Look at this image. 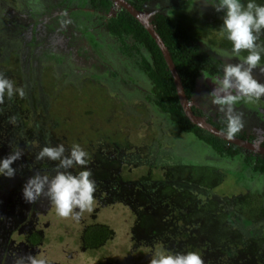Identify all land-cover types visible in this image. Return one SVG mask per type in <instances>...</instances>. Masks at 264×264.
Listing matches in <instances>:
<instances>
[{
    "label": "flooded vegetation",
    "instance_id": "1",
    "mask_svg": "<svg viewBox=\"0 0 264 264\" xmlns=\"http://www.w3.org/2000/svg\"><path fill=\"white\" fill-rule=\"evenodd\" d=\"M126 1L147 17L169 53L168 45L156 28L155 18L157 14L173 10L184 22L183 34L189 36L191 45H196V48L192 45L195 49L192 56L198 63L189 90L184 87L171 53L170 56L186 102L193 114L202 116L208 125L225 133L226 120L207 96L214 88L215 77L220 75L222 66L226 62H236L214 51L231 49V43L220 31L223 13L215 11L205 0H142L138 5ZM126 15L138 21L156 44L145 26L115 0H0V67H4L0 73L22 86L26 93L22 99L5 100L4 105L13 108L17 102L15 105L20 107V112L35 109L38 117L31 122L35 129L37 120L48 111L47 99L51 94L53 96L54 88L63 94L65 91H83L85 86L105 87L124 101L125 109L131 103L144 105L145 112L141 117L144 116L145 130H130L132 120L128 116L117 128L120 134L113 139L115 150L111 157L118 156L120 161H111L115 164L112 168L118 174L129 172L128 178L119 177L121 184L115 188L116 181L109 186L99 175L93 177L97 183L94 211L116 203L126 207L133 216L129 225L131 245L129 242L123 260L138 259L136 264H141V260L160 248L170 251L171 246L170 252H175L180 248L176 238L183 230L191 227L195 232L197 221L214 216L212 209L218 211L221 205L229 204L224 203L225 198L231 200V196L238 193L261 194L260 203L254 204L253 209L245 208L250 211L247 213L250 216L240 219L237 231L246 238L244 246L248 244L250 253L264 255V100L259 103L241 100L235 105V109L243 114L244 126L228 140L189 120L174 85L180 109L188 120L186 123L171 112L172 104L166 96L161 98L164 102L159 99L155 77L147 66V63L152 66L151 52L148 45L137 41L133 31L127 28ZM64 20H71V23L64 25ZM260 41L264 42V34ZM253 75L264 83V73L254 70ZM34 93L39 98L33 101ZM25 98L27 103L21 106ZM209 107L214 109L212 113L205 110ZM139 115L135 113L133 119ZM19 120L17 126L22 128L20 116ZM30 131L31 136L39 139L33 128ZM92 164L103 170L102 161L98 165ZM145 165L150 172L138 175L139 171H134L137 166ZM122 168L127 171L123 172ZM227 174L235 180L237 187L230 193L218 194L215 186ZM231 204L227 209L234 211V204ZM93 221L89 217L87 224ZM254 237H262V244L256 246ZM228 253L234 254V250Z\"/></svg>",
    "mask_w": 264,
    "mask_h": 264
},
{
    "label": "rangeland",
    "instance_id": "2",
    "mask_svg": "<svg viewBox=\"0 0 264 264\" xmlns=\"http://www.w3.org/2000/svg\"><path fill=\"white\" fill-rule=\"evenodd\" d=\"M207 24H209V21ZM0 71H4L3 66L0 67ZM48 85L52 84L48 82ZM52 93L53 96L51 94V97L47 99L50 104L47 113L37 120L39 123L36 129L33 126V131L38 133L39 139L34 135L27 138L28 142L24 141L26 140L25 133L19 130L17 122L15 125L10 124L8 117L16 116L17 121L19 116H28L23 126L24 129L28 130L31 122L38 117L37 111L29 108L28 111L20 112V107L15 105L17 102H14L15 107L13 108L10 105H0V143L2 145V147L0 146V158L8 155L17 147L24 152L21 159L13 164V167L17 169L16 175L13 178L0 176V264H3V261L12 264V257L16 253L45 256L49 264H131L132 262L129 259L123 260V256L128 253L126 247L129 242L131 245L129 225L133 219L126 207L121 204L118 206L116 203L108 205L109 207L106 208L103 207L99 211H94L93 207L92 212L83 213L80 219L75 221L71 217L61 218L56 215L54 206L47 199H41L34 204L26 203L22 198V187L35 171L50 170V164L36 166L39 162H35L34 167L36 168L32 170L33 154L38 152L42 146L46 144L54 146L62 143L66 148H69L73 143H79L89 152L97 146L96 143L108 144L114 142L111 139L116 137L118 133L120 134L117 128L123 123V118L128 116L132 120L130 130L139 129L143 132L145 130L142 119L144 116H141L145 112L144 105L139 104L140 102L138 104L131 103L130 107L126 106L125 109L123 106L125 105L124 101L117 99L105 87L85 86L83 91L70 93L65 91L63 94L54 88ZM35 98L38 99L39 97L34 93L33 101ZM22 102L21 105L27 103V98H25V102L24 100ZM205 110L212 113L214 109L209 107ZM127 111L129 112L126 113ZM135 113L141 115L133 119ZM209 116L214 118L213 115ZM41 121H45V123ZM110 132L116 135L111 136ZM27 135H29V132H27ZM39 142H42L40 148L38 146ZM27 149L28 151L29 149L33 150L28 153L26 152ZM89 154L91 157L92 154L90 152ZM102 159L99 157L100 161ZM114 165L106 161L103 167L105 171H102V173L98 171L101 169L91 162L88 167L91 169L93 177H95L101 174L104 175L108 168L111 169ZM126 168H122L123 172L127 171ZM147 169V165L137 166L134 171H139V175L151 171V169L149 171ZM73 171L78 172V169ZM152 174L154 173L152 172ZM126 175L128 176L129 172ZM9 187L16 190L10 191ZM236 187L235 180L230 174H227L215 186L214 190L218 194H224L230 193L231 189ZM89 217L91 220L107 223L115 232L109 236V239L103 245L92 249L80 246V235L84 226L89 222ZM241 217L247 219V216ZM232 219L240 224L238 217H232ZM29 227L35 228L40 233V241L38 240L37 244L31 243L25 237V232ZM227 243L226 253L234 250V254H236L235 249L239 246H236L230 240ZM251 249L254 250V248ZM226 253L220 255L223 256ZM134 255L136 254L134 253ZM255 255V259L260 261L262 256L258 253ZM117 257L119 259H116ZM259 261L255 260L256 264H264V262ZM150 262L151 258L145 259L144 262L140 261L141 264H150ZM241 264H250V261L247 260Z\"/></svg>",
    "mask_w": 264,
    "mask_h": 264
},
{
    "label": "clouds",
    "instance_id": "3",
    "mask_svg": "<svg viewBox=\"0 0 264 264\" xmlns=\"http://www.w3.org/2000/svg\"><path fill=\"white\" fill-rule=\"evenodd\" d=\"M215 11L222 12L220 31L231 43V49H214L216 53L235 63L226 62L220 75L215 77V86L207 94L212 105L217 106L226 120V139L231 140L243 128V114L235 105L243 100L246 103H259L264 100V83L253 75L254 70L264 73V0H205ZM66 15V13L64 14ZM64 20L62 24H70ZM246 52L247 55H241ZM25 89L17 86L11 79L0 73V105L5 99L24 98ZM10 124H16V116L8 117ZM24 154L17 147L8 155L0 158V176L13 178L17 169L13 164ZM34 162H46L50 170L35 171L22 187V198L34 204L41 199L54 206L55 213L61 218L71 217L78 221L85 212H92L97 183L88 167L89 152L79 143L69 148L64 144H46L34 155ZM74 169H80L74 172ZM3 264H7L3 261ZM12 264H49L45 256L15 254ZM150 264H204L198 251L172 253L167 250L156 251Z\"/></svg>",
    "mask_w": 264,
    "mask_h": 264
},
{
    "label": "trees",
    "instance_id": "4",
    "mask_svg": "<svg viewBox=\"0 0 264 264\" xmlns=\"http://www.w3.org/2000/svg\"><path fill=\"white\" fill-rule=\"evenodd\" d=\"M131 1L135 5H138L141 3L142 0H131ZM126 16H127L126 22L128 21L127 28L133 31V35L136 37L137 41L147 44L148 45L147 47L151 52L152 66L148 65V63L147 66L149 67L153 77H155L154 80H155L156 89L158 91L157 94L159 99L162 102H164V100H162L161 98L163 96H166L167 101L172 104L171 112L174 115H178L181 119H183L187 123L188 120L183 115L180 109V105L177 101V96L175 93L171 74L168 68L166 67L161 52L159 51L156 44L152 41V38L148 35L144 27L138 21H136L132 16L130 15H126ZM155 21H156V28L158 29L161 36L164 38L165 43L169 47L171 56L175 62L177 71L182 78L184 87L186 90H189L190 87L192 86L194 75L198 71V63L196 62L195 58L192 56V52L195 50L192 47V45L195 48L196 45L193 43L191 45L189 36L183 34L186 26L184 25V22L180 18H177L173 10L171 11L169 10L168 13L157 14ZM120 23L122 24V22ZM27 117L28 116L20 117L22 120V124L20 126L25 125L24 123L26 122ZM29 128H33V126L31 125ZM19 130L22 133H25V137H26V140H24L25 142H28L27 140L28 137L31 138L33 136V135L31 136L30 129L26 130L22 127L19 128ZM27 132H29V135H27ZM110 134L111 136L116 135L115 133L112 132H110ZM114 138L115 137H113L111 140H113ZM96 144H97L96 147L92 148V150H89V152L92 154V156L90 157L91 163L98 165L99 162L102 161L105 165L106 161L111 164V161L113 160H118L119 163L120 158L118 156L111 157V153L113 154V150H115L113 148L114 147L113 142H110L108 144H104V143L102 144L96 143ZM0 146L2 147L1 143ZM38 146L40 148V146H42V142H39ZM32 150L33 149H29L28 151L27 149L26 152L31 153ZM33 155H35V153ZM99 157L103 159L100 161ZM46 164L49 165V163L46 162H39L36 166H42ZM34 165L35 162L32 165L33 166L32 170L36 168L34 167ZM25 167L26 166L24 165V168ZM79 170L80 169H78V171ZM102 171L105 170H101V173ZM119 177L123 179L128 178V176L123 173L118 174L115 168H111L110 170L106 171L104 175L102 174L100 175V178H103V181L107 183L109 186H111L113 182L116 181L114 183H115V187L117 188L121 184V182H119L120 179ZM9 189L10 191H12L13 189L16 190L15 188H11V187H9ZM260 195L261 194L258 193H249V194L238 193L232 195L231 197L233 198L231 200L229 198L224 197L226 199L224 200L225 201L224 203L228 202L229 204L221 205L218 211L212 209L211 213L214 216H210L206 220L197 221V224H195V226L200 231L197 229L195 232H192L191 227H189L183 230L181 235H178V237L176 238V243L178 244V247L180 246V248H177L176 251L173 253L198 251L204 259V264H234V263L241 264L247 260L250 261V264H256L255 260L259 261V259H255L256 253H250L248 251L249 248L248 244L244 246V241H246V238L242 237L241 233H238L237 225L239 224H237L234 219H231L230 216L234 214V218L238 217L239 219H243L241 216H247V217L250 216L247 214L250 211L246 210L245 208H249L250 210L253 209L254 204L260 203L262 199ZM250 196L251 198L247 200ZM231 203L234 204V211L233 210L230 211V209H227V207L232 205ZM137 215L140 216V211H137ZM230 219H231V224H228V221ZM208 225H210V227ZM0 233H1V229H0ZM114 233H115L114 230L110 228L107 223L103 221H93L87 224L82 230L80 235V246L89 249H92L93 247L96 246H101L109 239V236ZM160 235L163 236L164 234L161 233ZM25 237L27 240H29L31 243L34 244H37L40 241V233L35 228L32 229V227H29V229L26 230ZM261 238L262 237L252 238L253 241L256 243L255 244L256 246L262 244ZM228 239L234 242L236 246H239L237 249H235L236 254L226 253L228 249V246L226 247V245L228 244L227 243ZM171 248L172 247L170 246L169 249L170 251ZM222 253H226V254L221 256L220 254ZM154 254L152 256H154ZM234 255H238V256H236L234 259L230 258V256H234ZM133 256L135 255L133 254ZM152 256H150L149 258H152ZM261 256L262 258L259 262H264V255ZM144 260L145 259H143V262ZM130 261L132 262L131 264H136L138 259H130Z\"/></svg>",
    "mask_w": 264,
    "mask_h": 264
},
{
    "label": "water",
    "instance_id": "5",
    "mask_svg": "<svg viewBox=\"0 0 264 264\" xmlns=\"http://www.w3.org/2000/svg\"><path fill=\"white\" fill-rule=\"evenodd\" d=\"M115 1L121 3L136 19H138L145 26V28L147 29L149 34L153 37L154 41L156 42L157 46L159 47V49H160V51L164 57V60L167 64V67L171 73L172 80H173V83L175 85L176 92L178 95V99H179V102L182 106L183 112L186 114V116L189 118V120H191L192 122H194L195 124H197L201 127H205L206 129L210 130L213 133H215L214 131H216L219 135L225 136L223 131H219L220 129L218 130L216 127H213L211 124L208 125L204 121L202 116L193 114L192 111L190 110V107L188 106L186 99H185V95H184V91H183V87H182L179 75L176 71V68H175L174 63L172 61L170 53H169L168 49L166 48V46L164 45V42L160 38L157 31L153 28L152 24L148 21L147 17L145 15L141 14V12L138 9L134 8L128 1H126V0H115ZM206 126H208V127H206ZM210 126L214 129H212Z\"/></svg>",
    "mask_w": 264,
    "mask_h": 264
}]
</instances>
